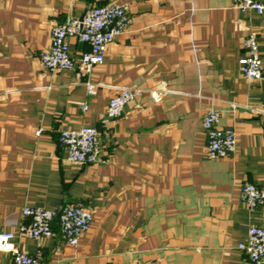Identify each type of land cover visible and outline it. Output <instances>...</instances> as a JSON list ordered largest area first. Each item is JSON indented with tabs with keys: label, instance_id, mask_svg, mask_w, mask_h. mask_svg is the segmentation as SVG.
<instances>
[{
	"label": "crops",
	"instance_id": "0c3cea01",
	"mask_svg": "<svg viewBox=\"0 0 264 264\" xmlns=\"http://www.w3.org/2000/svg\"><path fill=\"white\" fill-rule=\"evenodd\" d=\"M113 3L128 6L131 22L103 64L89 76L43 66L55 27ZM250 34L264 66V13L232 0H0V231L42 264H253L239 248L249 228L264 227V205L241 197L246 183L264 189V79L239 66ZM69 45L76 62L90 49ZM123 88L142 93L113 119ZM212 109L237 134L230 157L208 156ZM83 127L100 132L93 165L69 162L59 142ZM70 204L94 216L79 246L57 222L50 238L21 233L25 208ZM12 262L0 251V264Z\"/></svg>",
	"mask_w": 264,
	"mask_h": 264
},
{
	"label": "built area",
	"instance_id": "2783aa9c",
	"mask_svg": "<svg viewBox=\"0 0 264 264\" xmlns=\"http://www.w3.org/2000/svg\"><path fill=\"white\" fill-rule=\"evenodd\" d=\"M234 7L242 12L256 11L264 13V0H232ZM128 6L113 3L89 10L84 20L70 18L51 31V47L43 52L41 61L49 71L77 70L84 76H89L94 68L104 63L109 46L117 36L125 33L130 27ZM78 39L87 44L90 49L81 54L76 62L70 55L69 40ZM246 54L239 60L240 71L248 80L261 81L264 66L260 54L257 37L250 34L244 41ZM88 93L96 94V86L88 81ZM142 91L123 88L110 100L108 116L117 119L124 116L128 106L135 102ZM152 96L156 101L157 93ZM88 110V106H84ZM221 115L217 110H210L203 120L207 137V153L211 159H222L235 154L238 147L236 132L231 128L220 126ZM38 136L42 130L36 132ZM100 132L94 127H83L78 130H64L60 135V145L66 151V159L75 164L93 165L98 161L100 153ZM242 201L250 209L264 205V189L254 184L246 183L241 189ZM29 223L23 225L20 231L23 235L40 240L54 235V224L60 227L63 241L72 247L79 246L82 238L90 231L94 222L93 214L82 206L66 205L59 211H51L43 207H27L23 210ZM14 232L0 231V251L12 253V264H42L34 255L22 251L14 242ZM253 264H264V227L249 228L247 239L239 245Z\"/></svg>",
	"mask_w": 264,
	"mask_h": 264
},
{
	"label": "water",
	"instance_id": "95a60500",
	"mask_svg": "<svg viewBox=\"0 0 264 264\" xmlns=\"http://www.w3.org/2000/svg\"><path fill=\"white\" fill-rule=\"evenodd\" d=\"M84 20V17L81 19V21H83ZM263 79H264V75H263Z\"/></svg>",
	"mask_w": 264,
	"mask_h": 264
}]
</instances>
